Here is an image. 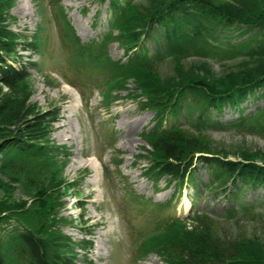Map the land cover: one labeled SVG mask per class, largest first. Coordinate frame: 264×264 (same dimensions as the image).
<instances>
[{"label": "rangeland", "instance_id": "rangeland-1", "mask_svg": "<svg viewBox=\"0 0 264 264\" xmlns=\"http://www.w3.org/2000/svg\"><path fill=\"white\" fill-rule=\"evenodd\" d=\"M152 2L130 3L144 14ZM110 4L108 8V2L100 0H14L9 8V14L15 18L10 27L33 37L38 45L32 51L18 50L24 55L23 61L29 57L34 63L28 67L30 75L25 83L30 90L28 102L37 110H58L50 141L69 152L62 171L52 174H56L54 181L62 203L56 214L57 218L61 217L57 228L75 241L87 239L92 243L87 251L76 248V264H164L158 250L148 247L149 242L158 238L156 241L162 243L170 231L168 223L178 221V217L189 227L200 216V221L209 223L221 239H241L246 241V249H258L250 245L254 244L264 250V185L257 189L244 188L239 197H227L222 190L213 191L209 169L199 163L192 180L180 191L175 182L167 184L166 178L155 183L143 176L149 163L148 137H143L144 131L152 128L155 119L152 110L141 108L139 101H145L144 92L133 78H113L114 70L104 64L95 66L87 62L79 66L69 57L75 53L71 35H76L85 45L105 38L98 54L102 51L103 58L125 61L124 47L110 39L117 32L110 34V27L104 35ZM239 32L234 30L231 34L232 43L251 34L239 36ZM159 34L151 33L146 50L154 57L150 60L151 72L163 79L172 80L180 71L201 74L203 69H208L203 73L208 72L211 79L221 81L232 72L264 64L262 59L254 57L221 59L211 55L214 52L205 57H172L159 51L163 50ZM63 82L71 83L74 93L66 91ZM240 109L225 107L215 115L219 124L199 126L194 118L197 105L184 104L177 118L172 116L168 123L206 138L215 150L227 151L230 159L238 157L234 152H250L256 153V162L263 163L264 88L248 97ZM240 115L247 117L241 124H235ZM3 178L0 198L11 194L26 204L31 202V195L21 186V181ZM129 192L150 202L143 208L142 201L132 200ZM184 196L191 204L185 212L180 205ZM152 202L166 203L163 212L156 213ZM174 215L176 219L172 220ZM98 218L104 221L103 225L95 223Z\"/></svg>", "mask_w": 264, "mask_h": 264}, {"label": "trees", "instance_id": "trees-1", "mask_svg": "<svg viewBox=\"0 0 264 264\" xmlns=\"http://www.w3.org/2000/svg\"><path fill=\"white\" fill-rule=\"evenodd\" d=\"M109 1L115 13L110 34L117 32L110 39L124 47L125 61L103 58L102 51L98 54L106 39L85 45L76 35H71L75 53L69 57L79 66L104 64L114 70L113 78H133L144 92L141 108L154 111L155 119L152 128L144 131L149 163L143 176L155 183L166 178L167 184L175 182L180 191L199 163L209 169L213 191L222 190L227 197H239L244 188L263 186L264 162L255 161L256 153L238 151L234 152L238 157L230 159L227 151L215 150L206 138L168 122L172 116L177 118L184 104L197 105L194 118L199 126L215 124L213 116L225 107L238 111L248 97L264 88V64L232 72L219 83L208 72L203 73L208 69L201 74L180 71L172 80L163 79L151 72L154 57L146 50L145 40L158 31L163 48L159 51L176 58L205 57L214 52L211 55L221 59L254 57L264 63V0H153L144 14L130 3L133 0ZM13 3L0 0V179L21 181L31 202L26 204L11 194L0 198V264H76V248L87 251L92 243L87 239L75 241L57 228L61 217L56 214L62 203L54 181L56 174L52 173L62 171L69 152L50 141L58 110H37L28 102L30 90L25 83L30 75L28 67L34 63L21 64L18 50L32 51L38 45L33 37L10 27L15 20L9 14ZM234 30H240L239 36L251 34L232 43ZM245 117L240 115L234 123L241 124ZM129 197L142 201L143 208L150 202L138 199L133 192ZM151 204L156 213H162L166 203ZM171 218L176 219L175 215ZM199 218L186 227L178 217V221L168 223L170 231L165 240L159 243L158 238L151 239L148 247L158 250L164 264H264L261 246L250 244L258 249H246V241L221 239Z\"/></svg>", "mask_w": 264, "mask_h": 264}, {"label": "bare ground", "instance_id": "bare-ground-1", "mask_svg": "<svg viewBox=\"0 0 264 264\" xmlns=\"http://www.w3.org/2000/svg\"><path fill=\"white\" fill-rule=\"evenodd\" d=\"M100 2L102 3V2H108V8H109V3H110V1L109 0H100ZM113 17H114V15L112 14V10H111V14H110V17H109V20H108V28H107V31L104 33V35H106V33L108 32V30L110 29V27H111V24H112V22H113ZM103 39H105V38H103ZM147 42H148V39H146L145 40V45H146V48H147ZM22 49V48H21ZM148 50V49H147ZM149 52V51H148ZM20 54V53H19ZM149 55H151L150 54V52H149ZM26 56V55H25ZM19 57H21V60H20V62H22V63H25V61H23L22 60V58H24V55H21L20 54V56ZM26 59H28V60H30L29 59V57H25ZM28 60H26V61H28ZM62 86H63V88L66 90V91H68V92H70V93H74V90H73V88L71 87V86H69L67 83H62ZM74 107H75V105H73ZM154 112V111H153ZM217 116V115H216ZM154 117H155V112H154ZM213 119L215 120V124H219V122L216 120V118H215V115L213 116ZM146 168V167H145ZM191 180H192V178H191ZM188 181H190V180H187L186 182H185V184L188 182ZM222 193L224 194V192L222 191ZM180 205L183 207V212H185V211H187L189 208H190V206H191V204H190V201H189V199L186 197V196H184V198H183V200L181 201V203H180ZM95 223H97V224H100V225H103L104 224V221L101 219V218H98L97 220H96V222Z\"/></svg>", "mask_w": 264, "mask_h": 264}]
</instances>
